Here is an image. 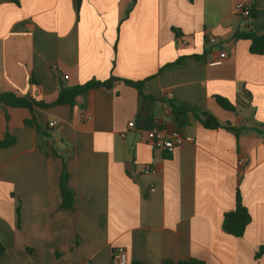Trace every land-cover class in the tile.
Here are the masks:
<instances>
[{
  "label": "crops",
  "instance_id": "1",
  "mask_svg": "<svg viewBox=\"0 0 264 264\" xmlns=\"http://www.w3.org/2000/svg\"><path fill=\"white\" fill-rule=\"evenodd\" d=\"M77 2L0 0V93L50 103L59 79L143 81L144 94L157 100L155 125L191 141L170 154L150 151L137 127L138 92L118 82L73 107L7 108V122L0 106V141L6 127L15 139L0 147V264H111L119 248L127 264H264V255L255 257L264 246V136L236 138L192 116L207 113L235 128L264 124V56L233 39L249 23L264 34V0ZM238 4L253 7L256 19ZM172 105L189 112L183 128ZM62 174L73 196L68 210ZM237 191L250 215L240 238L222 231Z\"/></svg>",
  "mask_w": 264,
  "mask_h": 264
},
{
  "label": "trees",
  "instance_id": "2",
  "mask_svg": "<svg viewBox=\"0 0 264 264\" xmlns=\"http://www.w3.org/2000/svg\"><path fill=\"white\" fill-rule=\"evenodd\" d=\"M81 0H78L77 7L79 6ZM257 17V12L252 7L250 14L247 17L249 21L255 20ZM252 23L248 24V30L246 31H236L233 34L234 40H246L249 42V53L256 56H264V34H258L252 27ZM196 58V57H195ZM180 60H177L175 65ZM33 81V80H31ZM122 83L125 86L131 87L138 92L139 97V113L137 115V127L139 129L149 130L154 127H157L154 123L153 117V107L157 102L156 99L152 98L149 95L144 94L142 87L143 81H130L125 79H120L114 76H110L109 79L105 81H96L92 80L82 85L76 86H67L61 79L58 80V92L56 98L53 102L46 103L43 101H36L35 99L29 96H17L12 92H3L0 93V106L4 111V117L6 122L8 121L7 108H23L31 111L33 108H42L47 109L53 106H69L73 107L76 99L96 88L110 89L113 83ZM217 105L223 110L234 112L233 106L229 103L228 100L222 97L214 98ZM172 112L177 114L179 117V127L183 128L187 124V115L188 111L177 106H171ZM193 118L200 123L205 129L216 130L219 128L225 129L233 133L236 138L244 131H253L260 136H264V124H260L253 128H235L231 127L229 124L221 125L213 116L207 113L202 114H192ZM24 123L28 126L35 127L36 124L33 119L25 120ZM160 128V127H157ZM15 139L8 133L6 127L4 136L0 141V147L5 148L14 143ZM66 174H62L60 178V194H61V208L68 210L73 205V196L71 192L66 187ZM17 216L19 215V209H16ZM250 224V215L248 211L242 204L239 192H236L235 196V205L232 211H229L224 214L222 220V231L234 238H240L243 236L247 226ZM2 248L0 247V253ZM264 255V246L259 248V251L256 253V258ZM130 264H143L140 262H130ZM162 264H204L197 260H188L181 261L177 263H172L165 261Z\"/></svg>",
  "mask_w": 264,
  "mask_h": 264
},
{
  "label": "built area",
  "instance_id": "3",
  "mask_svg": "<svg viewBox=\"0 0 264 264\" xmlns=\"http://www.w3.org/2000/svg\"><path fill=\"white\" fill-rule=\"evenodd\" d=\"M236 10L246 18L250 14V8L243 4H238L236 6ZM207 41L209 44L216 43V39L213 36H208ZM185 43L186 42L183 40L180 42L181 45H184ZM226 57L227 53L224 52L218 60L211 62L210 65H218ZM63 79L66 80L67 76H64ZM50 126H53V124H50ZM127 126L128 128H135L133 121L129 122ZM189 141H191V138L178 130L168 131L166 129L154 127L145 131V144L150 151H159L165 154H170L175 148L184 142ZM240 162H242V160H240ZM141 172L143 174H154L155 169L143 168ZM150 191L153 192L154 189H151ZM111 264H127V257L123 249L119 248L113 251L111 256Z\"/></svg>",
  "mask_w": 264,
  "mask_h": 264
}]
</instances>
